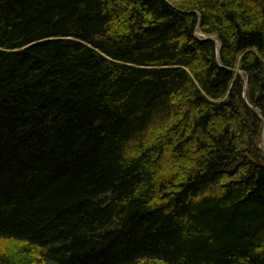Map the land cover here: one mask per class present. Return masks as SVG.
I'll list each match as a JSON object with an SVG mask.
<instances>
[{"label": "trees", "instance_id": "trees-1", "mask_svg": "<svg viewBox=\"0 0 264 264\" xmlns=\"http://www.w3.org/2000/svg\"><path fill=\"white\" fill-rule=\"evenodd\" d=\"M0 240L264 264V0H0Z\"/></svg>", "mask_w": 264, "mask_h": 264}, {"label": "rangeland", "instance_id": "rangeland-1", "mask_svg": "<svg viewBox=\"0 0 264 264\" xmlns=\"http://www.w3.org/2000/svg\"><path fill=\"white\" fill-rule=\"evenodd\" d=\"M197 34L202 35L199 31ZM23 245L24 244L13 240H0V254L8 258L14 264H45L34 261V256L37 255V253L34 250H29L28 254L26 251L29 248H24ZM31 251L33 256L30 255Z\"/></svg>", "mask_w": 264, "mask_h": 264}, {"label": "water", "instance_id": "water-1", "mask_svg": "<svg viewBox=\"0 0 264 264\" xmlns=\"http://www.w3.org/2000/svg\"><path fill=\"white\" fill-rule=\"evenodd\" d=\"M220 50V49H219ZM219 50H218V52H219Z\"/></svg>", "mask_w": 264, "mask_h": 264}]
</instances>
